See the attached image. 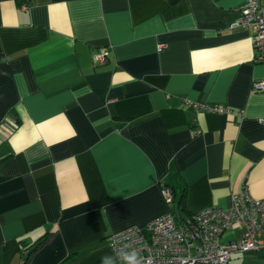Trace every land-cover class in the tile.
Here are the masks:
<instances>
[{"label":"crops","instance_id":"0c3cea01","mask_svg":"<svg viewBox=\"0 0 264 264\" xmlns=\"http://www.w3.org/2000/svg\"><path fill=\"white\" fill-rule=\"evenodd\" d=\"M245 1L0 0V264L46 233L27 264L116 259L108 235L171 211L162 184L191 214L264 197V58L230 28Z\"/></svg>","mask_w":264,"mask_h":264},{"label":"built area","instance_id":"2783aa9c","mask_svg":"<svg viewBox=\"0 0 264 264\" xmlns=\"http://www.w3.org/2000/svg\"><path fill=\"white\" fill-rule=\"evenodd\" d=\"M28 1L21 0L20 8L27 9ZM237 10L239 16L231 22L230 28L253 29L254 59L261 61L264 58V8L259 0H246ZM162 46L158 45L157 49ZM93 59L104 63L106 49H99ZM252 90H264V82L254 81ZM194 107L230 112L223 106L209 108L198 103ZM15 126L11 124L12 128ZM160 192L163 201L170 204L173 199L170 188L162 184ZM234 229L241 230L240 237L223 240L225 232ZM106 240L117 260L122 253L135 251L138 264H228L234 254L264 249V197L255 198L244 187L230 196L227 209L206 207L182 220L167 211L145 225H131L112 233ZM27 254L22 253L18 264H27Z\"/></svg>","mask_w":264,"mask_h":264},{"label":"trees","instance_id":"16d2710c","mask_svg":"<svg viewBox=\"0 0 264 264\" xmlns=\"http://www.w3.org/2000/svg\"><path fill=\"white\" fill-rule=\"evenodd\" d=\"M172 191V190H171ZM172 202H171V205H172V213L174 214L175 218L177 220H182L188 216H191V213L188 211V209L186 208V204H185V199H186V191L184 190L179 199L174 202V196H173V193H172ZM50 240V233H46L44 234L43 236L40 237V239H38L37 242H35L34 246L33 247H30L27 249V257H26V261L27 263L29 262L30 260V257H31V254L33 252H35L41 245H43L44 243L48 242ZM96 264H99V263H96Z\"/></svg>","mask_w":264,"mask_h":264},{"label":"clouds","instance_id":"9594fccd","mask_svg":"<svg viewBox=\"0 0 264 264\" xmlns=\"http://www.w3.org/2000/svg\"><path fill=\"white\" fill-rule=\"evenodd\" d=\"M103 264H138V253L135 251L122 253L119 260L106 256L103 259Z\"/></svg>","mask_w":264,"mask_h":264},{"label":"rangeland","instance_id":"374dc122","mask_svg":"<svg viewBox=\"0 0 264 264\" xmlns=\"http://www.w3.org/2000/svg\"><path fill=\"white\" fill-rule=\"evenodd\" d=\"M237 225L235 224L234 227H236Z\"/></svg>","mask_w":264,"mask_h":264}]
</instances>
